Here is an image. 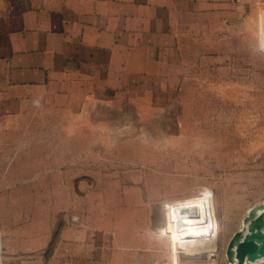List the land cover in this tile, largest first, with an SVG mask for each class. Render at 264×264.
<instances>
[{"label": "rangeland", "instance_id": "obj_1", "mask_svg": "<svg viewBox=\"0 0 264 264\" xmlns=\"http://www.w3.org/2000/svg\"><path fill=\"white\" fill-rule=\"evenodd\" d=\"M188 1L194 16L174 15L166 32L143 31L126 65H110L105 119L53 105L0 113L1 264L8 233L39 217L42 204L59 216L141 207L144 227L158 233L143 264H238L229 241L264 201V0ZM120 33L134 40V31ZM188 197L213 202L217 235L207 246L204 238L173 241L166 204ZM149 244L128 242L127 251Z\"/></svg>", "mask_w": 264, "mask_h": 264}, {"label": "crops", "instance_id": "obj_2", "mask_svg": "<svg viewBox=\"0 0 264 264\" xmlns=\"http://www.w3.org/2000/svg\"><path fill=\"white\" fill-rule=\"evenodd\" d=\"M195 14L188 0H0V113L53 105L88 120L95 113L105 119L110 65H126L127 48L137 49L143 31L166 32L174 15ZM128 30L135 33L130 43L120 40ZM40 177V185L51 181L45 173ZM102 210L97 217L90 210L59 216L55 206L42 204L39 217L8 233L3 264H143L144 255H154L158 233L144 227L141 207ZM8 221L19 224L21 218ZM128 242L151 248L129 253Z\"/></svg>", "mask_w": 264, "mask_h": 264}, {"label": "bare ground", "instance_id": "obj_3", "mask_svg": "<svg viewBox=\"0 0 264 264\" xmlns=\"http://www.w3.org/2000/svg\"><path fill=\"white\" fill-rule=\"evenodd\" d=\"M258 205L253 208L254 214H260L262 216L261 219L257 221V226L264 232V201ZM166 208L171 219L170 229L175 245L181 242L184 243V241L188 243L190 241V245H192L194 239L197 240L200 238H204L203 242L210 240V242L213 243V239L217 235V219L213 202L208 199L206 200V197H188L168 202ZM241 226L242 227L239 228L238 233L233 238V245L231 248L233 261H236L234 255L237 242L242 240L247 233L250 234L251 232L250 224L248 226L247 222L243 223L242 221ZM188 243H186V245H188ZM195 243L197 245V242ZM208 243L206 242L203 246L209 245ZM248 256H250V254L246 255L243 264H257L259 261H250L248 260Z\"/></svg>", "mask_w": 264, "mask_h": 264}, {"label": "water", "instance_id": "obj_4", "mask_svg": "<svg viewBox=\"0 0 264 264\" xmlns=\"http://www.w3.org/2000/svg\"><path fill=\"white\" fill-rule=\"evenodd\" d=\"M253 208L254 206L250 207L243 218L244 222H247L248 226L250 224L251 232L250 234L247 233L242 240L237 242L235 247L234 257L236 258L238 264H242L244 262L247 254H250V256H248V260L250 261H254L258 257L264 258V232L257 226V221H259L262 216L260 214L255 215ZM237 233L238 231L231 237L228 244V254L230 255L231 260H233L231 255L233 238Z\"/></svg>", "mask_w": 264, "mask_h": 264}, {"label": "built area", "instance_id": "obj_5", "mask_svg": "<svg viewBox=\"0 0 264 264\" xmlns=\"http://www.w3.org/2000/svg\"><path fill=\"white\" fill-rule=\"evenodd\" d=\"M260 39H261V45L264 49V12L261 15L260 19Z\"/></svg>", "mask_w": 264, "mask_h": 264}]
</instances>
